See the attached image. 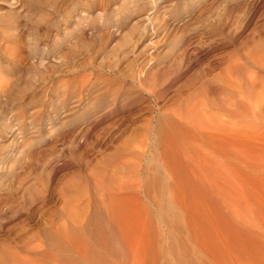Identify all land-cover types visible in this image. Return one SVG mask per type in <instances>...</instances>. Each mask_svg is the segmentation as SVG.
Segmentation results:
<instances>
[{
  "label": "rangeland",
  "instance_id": "1",
  "mask_svg": "<svg viewBox=\"0 0 264 264\" xmlns=\"http://www.w3.org/2000/svg\"><path fill=\"white\" fill-rule=\"evenodd\" d=\"M0 264H264V0H0Z\"/></svg>",
  "mask_w": 264,
  "mask_h": 264
},
{
  "label": "bare ground",
  "instance_id": "2",
  "mask_svg": "<svg viewBox=\"0 0 264 264\" xmlns=\"http://www.w3.org/2000/svg\"><path fill=\"white\" fill-rule=\"evenodd\" d=\"M153 1H155V0H153ZM179 55L180 56L185 55V51H181ZM146 68L145 67H141V68L137 69V74L133 78L134 82L133 81L132 82L135 83V85H137L138 87H140L142 89V92L146 93L155 102H157L160 99H166L167 93H168V91H170V87L173 86V83H171L172 81H169V83L167 85H165V86H170V87H167V90L162 89V90L155 91V90H152L150 88H147L146 86H147V82L149 81V76L151 75V73H150L151 70H150L149 67H148L149 70H148V68L147 69ZM95 79H96L95 77L89 76L87 79H84L83 81L79 82L78 89L75 90L76 96L79 98V100H82V98H88L89 93H88L87 89H88L89 86H92V83H93V81ZM113 83H114V81L112 82V84L110 83V81H107V85H109V86H112ZM206 83H207V81H206ZM111 88L112 87H108L107 86L105 91L108 92L109 94L112 93L114 95H116L117 93H119L121 90L124 89V87L119 86L116 89L113 88V91H112ZM65 96L68 97L69 95L66 94ZM157 110L160 112L161 115H168V117L170 118V123L171 124L179 125V126H183L184 127L189 122L186 117L181 116L179 114L172 113L169 110L160 111L161 110L160 108H158ZM171 124L166 127L167 131L172 130L173 126ZM196 127H199V129H197L199 131V134H198L199 136L203 135L205 138L212 137V135H213L212 134V126H211L210 123H208L206 125H197ZM82 227H83V224L81 223V221H78L76 223L77 231L82 230Z\"/></svg>",
  "mask_w": 264,
  "mask_h": 264
}]
</instances>
